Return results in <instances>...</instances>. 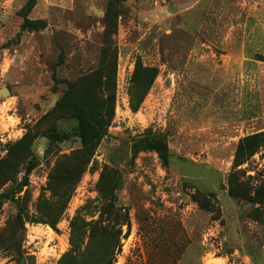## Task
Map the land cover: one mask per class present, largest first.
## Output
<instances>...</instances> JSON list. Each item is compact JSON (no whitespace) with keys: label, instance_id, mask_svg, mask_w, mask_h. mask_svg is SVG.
Listing matches in <instances>:
<instances>
[{"label":"rangeland","instance_id":"1","mask_svg":"<svg viewBox=\"0 0 264 264\" xmlns=\"http://www.w3.org/2000/svg\"><path fill=\"white\" fill-rule=\"evenodd\" d=\"M29 1L0 0V195L13 196L0 264H57L74 219L121 229L113 264H264V198L227 193L238 142L264 132V0H127L109 13L108 0H32L27 13ZM24 18L46 27L22 30ZM72 84L78 102L115 98L88 163L62 104ZM236 170L249 196L264 191V149ZM194 192L214 195L208 211ZM19 198L39 222L21 242L9 231ZM111 246L97 233L94 248Z\"/></svg>","mask_w":264,"mask_h":264},{"label":"trees","instance_id":"2","mask_svg":"<svg viewBox=\"0 0 264 264\" xmlns=\"http://www.w3.org/2000/svg\"><path fill=\"white\" fill-rule=\"evenodd\" d=\"M127 0H108L107 5V13L111 11V8L119 3L126 2ZM33 2L29 1L26 5L27 13L32 9ZM46 24L43 21H31L27 18L23 19L21 29L27 31H41L45 29ZM144 94H140L138 97V102H131V110L133 112L137 111L139 108L140 101ZM62 104L68 108L70 113L72 114L73 119L77 124V133L81 142V151L79 156L85 159V162L88 163L91 158L94 156L96 149L99 146L100 140L103 136L106 135L107 129L110 126L113 118H114V94L111 93L104 101L99 99L97 104H87L83 102H78L75 99L74 87L73 84L68 87V90L64 94L62 99ZM47 139L50 144L64 141L66 139L65 135L57 134L53 131H49L47 133ZM27 138H23L13 147H18L22 144H26ZM154 147L155 151L158 153L159 157L166 160L164 146L157 144ZM264 149V132L253 134L241 139L235 149L234 153V162L232 166V172L228 179V196L234 199L246 200L250 201L254 204H260L264 198V191L260 190V188L256 189L255 192H249L245 186L239 182L238 175L243 173L241 170H236L239 166L246 164L251 157H253L260 150ZM33 170L32 166H29L27 171L24 174V180L22 182L23 185L27 184V178L31 174ZM8 172L0 173V187L6 181H9ZM264 185V181L262 183V187ZM261 187V188H262ZM214 195L210 196H202L198 192H194L191 194L190 198L192 202L196 203L201 210H206L212 207L209 198H213ZM13 199L11 193H3L0 195V206L3 203V200ZM214 199V198H213ZM17 204L18 214L13 219L11 229V236L18 242H21L25 235L24 225L26 223L35 224L39 223L38 220L32 216H29L26 212V209L22 207L21 201L25 202V199H17L14 200ZM118 211L115 212L114 218L116 222L119 221ZM124 218V217H123ZM71 223V235H70V249L64 255L61 256L57 264H113L114 257L116 254L120 252V237L122 235L121 229L119 230H110L107 233V229L102 226L101 223H96L92 226L86 224L84 222L77 223V220ZM123 225L126 226V233L123 235V238H127L129 235V226L127 223V218ZM90 227L89 229H87ZM99 234V237H104L105 234L108 235L109 242L111 243V247L109 248H94L93 240ZM10 237V238H12ZM84 239H87L86 246L84 249L80 250ZM1 246L9 245L8 239L0 242ZM9 247V246H8ZM12 252L17 256H22L24 253L21 252L20 247H17Z\"/></svg>","mask_w":264,"mask_h":264},{"label":"water","instance_id":"3","mask_svg":"<svg viewBox=\"0 0 264 264\" xmlns=\"http://www.w3.org/2000/svg\"><path fill=\"white\" fill-rule=\"evenodd\" d=\"M0 94H1V96H6V95L9 94V92H8V90H6V89H2V90L0 91Z\"/></svg>","mask_w":264,"mask_h":264}]
</instances>
